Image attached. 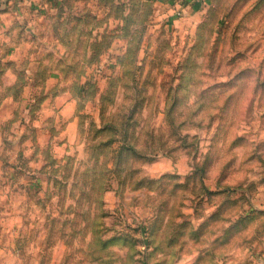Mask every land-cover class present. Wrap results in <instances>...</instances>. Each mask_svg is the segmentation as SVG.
<instances>
[{"label":"rangeland","instance_id":"374dc122","mask_svg":"<svg viewBox=\"0 0 264 264\" xmlns=\"http://www.w3.org/2000/svg\"><path fill=\"white\" fill-rule=\"evenodd\" d=\"M41 2L0 44V264H255L264 0Z\"/></svg>","mask_w":264,"mask_h":264},{"label":"crops","instance_id":"0c3cea01","mask_svg":"<svg viewBox=\"0 0 264 264\" xmlns=\"http://www.w3.org/2000/svg\"><path fill=\"white\" fill-rule=\"evenodd\" d=\"M39 1L40 0H7L6 3L9 5L13 4L14 7H8L6 9L4 8V9L0 10V36H1L0 44H1V48L7 46V44H5V42L8 41L9 39H7L5 37L10 32H13L11 29H13L12 27H14L13 25L15 23V20L17 21V19H19L20 15L22 14L20 7H24V8L30 7L32 9H35L37 12V10L44 8V7L47 8L49 6L48 3L45 4V3L41 2L42 0L40 2ZM48 1L51 2V0H48ZM194 1L195 0H162V2H164L165 5L167 6L166 8L169 9L168 10L169 13L179 15L178 13L180 12L179 16H182L186 12L190 13V10L192 8H195V6L197 5V3ZM193 4H195V5H193ZM73 123H74V121H72V123L70 125H73ZM194 250L198 251L197 247ZM235 251L236 250H234V252ZM252 256L256 257L255 264H264V253L259 252L256 255L250 254L251 258H253Z\"/></svg>","mask_w":264,"mask_h":264},{"label":"built area","instance_id":"2783aa9c","mask_svg":"<svg viewBox=\"0 0 264 264\" xmlns=\"http://www.w3.org/2000/svg\"><path fill=\"white\" fill-rule=\"evenodd\" d=\"M178 14L180 15V12Z\"/></svg>","mask_w":264,"mask_h":264},{"label":"trees","instance_id":"16d2710c","mask_svg":"<svg viewBox=\"0 0 264 264\" xmlns=\"http://www.w3.org/2000/svg\"><path fill=\"white\" fill-rule=\"evenodd\" d=\"M69 158V157H68Z\"/></svg>","mask_w":264,"mask_h":264}]
</instances>
